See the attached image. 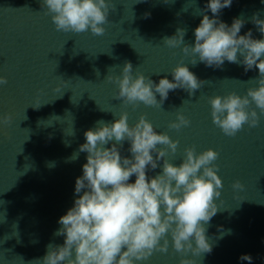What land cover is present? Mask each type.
Here are the masks:
<instances>
[{
	"label": "water",
	"instance_id": "obj_1",
	"mask_svg": "<svg viewBox=\"0 0 264 264\" xmlns=\"http://www.w3.org/2000/svg\"><path fill=\"white\" fill-rule=\"evenodd\" d=\"M136 2L113 0L105 32L96 36L57 31L41 0H0V75L8 80L0 86V115L12 116L11 125H0V264H30L43 258L48 244L63 245L65 237L54 233L61 227L59 218L74 206L75 181L88 154L69 158L86 142L85 131L99 120L114 122L124 111L130 125L144 115L157 133L179 140L176 153L165 157L177 166L187 147L195 146L198 154L209 148L219 153L214 162L223 182L215 201L219 211L206 225L212 251L188 257L195 264H248L239 257L249 254L251 264H264V115L257 127L246 124L228 137L213 124L208 102L231 92L246 95L249 87H257L249 80L258 77V69L245 72L243 65L226 60L221 68L194 66L192 53L163 43L184 28V42L194 45L203 15L213 16L210 10L201 11L208 0ZM257 13L264 19V0H233L219 19L231 26L234 18H243L239 35L251 29L254 39H264L251 22ZM126 61L133 75L140 72L157 84L165 77L173 80L171 70L180 63L206 83L192 95L170 91L161 107L138 102L134 108L116 99L117 86L105 80L109 74L120 75ZM156 98L160 100L158 93ZM37 103L41 107H31ZM177 112L190 126L179 131L168 127ZM129 148L125 141L122 157H131ZM160 172L161 167L149 168L147 175ZM236 180L242 190L233 189ZM134 182L133 175L129 183ZM168 239V253L154 252L138 264H179L181 254Z\"/></svg>",
	"mask_w": 264,
	"mask_h": 264
},
{
	"label": "clouds",
	"instance_id": "obj_2",
	"mask_svg": "<svg viewBox=\"0 0 264 264\" xmlns=\"http://www.w3.org/2000/svg\"><path fill=\"white\" fill-rule=\"evenodd\" d=\"M232 2L208 0L201 11L210 10L213 16L203 15L194 30V45L184 42V28L163 38L169 48L182 46L185 55L192 53L194 66L199 62L221 68L226 60L243 65L245 72L258 69V77L249 80L255 81L257 87H249L246 95L231 92L208 100L213 124L228 137H234L246 124L257 127L264 115V39H254L251 29L239 35L246 23L243 18H234L231 26L219 19L221 10ZM41 8L51 15L57 31H90L100 36L115 4L113 0H41ZM251 22L264 34V19L258 13ZM96 74L99 76L98 70ZM171 75L173 80L165 77L157 84L140 72L133 75V66L126 61L120 75L109 74L105 80L117 86L116 99L134 108L138 102L161 107L170 91L183 89L192 95L206 83L183 63L177 64ZM7 83V78L0 75V86ZM31 107L38 109L41 104ZM128 119L124 111L114 122L99 120L94 129L85 131L86 142L69 158L74 161L80 152L88 154L83 174L75 181L77 198L74 206L59 218L61 227L54 233L64 236V243L48 244L43 258L30 264H138L154 252L168 253L169 236L174 252L181 254L179 264H195L189 253H211L206 225L219 211L215 201L221 196L223 182L217 174L219 166L214 163L219 153L209 148L198 154L195 146L187 147L177 166L165 157L176 153L179 140L157 133L144 115L134 125ZM11 123V114L0 115V125ZM190 124L182 112H177L168 127L179 131ZM125 141L130 143V158L120 153ZM110 142L112 146L106 147ZM158 161H163L162 165ZM157 167H161V172L149 177V168ZM133 175L135 182L129 183ZM232 187L242 190L244 185L236 180ZM239 259L248 264L252 261L249 254H242Z\"/></svg>",
	"mask_w": 264,
	"mask_h": 264
}]
</instances>
